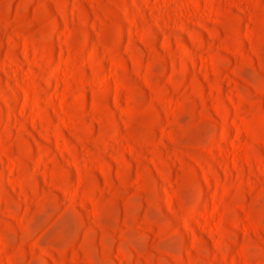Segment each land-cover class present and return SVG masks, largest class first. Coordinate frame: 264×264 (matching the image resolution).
Segmentation results:
<instances>
[{"label": "rangeland", "instance_id": "obj_1", "mask_svg": "<svg viewBox=\"0 0 264 264\" xmlns=\"http://www.w3.org/2000/svg\"><path fill=\"white\" fill-rule=\"evenodd\" d=\"M0 264H264V0H0Z\"/></svg>", "mask_w": 264, "mask_h": 264}]
</instances>
